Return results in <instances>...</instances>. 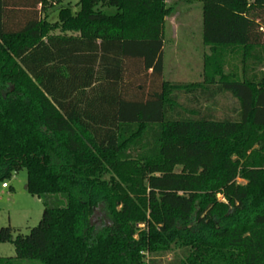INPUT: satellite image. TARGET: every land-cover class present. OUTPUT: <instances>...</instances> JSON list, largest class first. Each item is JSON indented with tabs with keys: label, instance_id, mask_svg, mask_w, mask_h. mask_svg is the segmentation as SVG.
<instances>
[{
	"label": "trees",
	"instance_id": "trees-1",
	"mask_svg": "<svg viewBox=\"0 0 264 264\" xmlns=\"http://www.w3.org/2000/svg\"><path fill=\"white\" fill-rule=\"evenodd\" d=\"M200 1L211 55L182 83L163 76L165 0H0V182L25 170L45 206L0 228V264H264V0Z\"/></svg>",
	"mask_w": 264,
	"mask_h": 264
},
{
	"label": "rangeland",
	"instance_id": "rangeland-1",
	"mask_svg": "<svg viewBox=\"0 0 264 264\" xmlns=\"http://www.w3.org/2000/svg\"><path fill=\"white\" fill-rule=\"evenodd\" d=\"M173 8L167 17L165 25V40L162 50L163 76L172 82L192 83L201 82L204 72V58L211 55L210 46L203 40L202 2L200 0H166ZM64 3L73 5L77 10V0H63ZM43 12L50 22L57 19L55 7L48 5ZM113 10V9H111ZM217 69L221 76L228 79L241 78L243 64L241 51L234 53L229 49H220L214 55ZM249 76L264 73V60H257L254 56L247 66ZM217 76V80L221 78ZM236 101L229 96L218 98V113L230 112L234 109ZM180 169V167H178ZM239 183L246 180L238 178ZM8 187H3L0 182V228L10 225L22 233H28L37 226L42 219L44 203L38 196L32 195L26 188L27 173L25 170L7 179ZM218 198L224 200L223 195ZM98 215L94 217L96 220ZM15 248L11 243L0 244V256H15ZM172 257L166 255L165 260ZM147 261V258L145 259ZM23 264H41L36 260H26Z\"/></svg>",
	"mask_w": 264,
	"mask_h": 264
},
{
	"label": "built area",
	"instance_id": "built-area-1",
	"mask_svg": "<svg viewBox=\"0 0 264 264\" xmlns=\"http://www.w3.org/2000/svg\"><path fill=\"white\" fill-rule=\"evenodd\" d=\"M2 185H3V187H8V183L7 182L3 183Z\"/></svg>",
	"mask_w": 264,
	"mask_h": 264
},
{
	"label": "crops",
	"instance_id": "crops-1",
	"mask_svg": "<svg viewBox=\"0 0 264 264\" xmlns=\"http://www.w3.org/2000/svg\"><path fill=\"white\" fill-rule=\"evenodd\" d=\"M166 1V0H165ZM166 3H167V1H166ZM166 20H167V18H166Z\"/></svg>",
	"mask_w": 264,
	"mask_h": 264
},
{
	"label": "water",
	"instance_id": "water-1",
	"mask_svg": "<svg viewBox=\"0 0 264 264\" xmlns=\"http://www.w3.org/2000/svg\"><path fill=\"white\" fill-rule=\"evenodd\" d=\"M26 188H27V186H26Z\"/></svg>",
	"mask_w": 264,
	"mask_h": 264
}]
</instances>
